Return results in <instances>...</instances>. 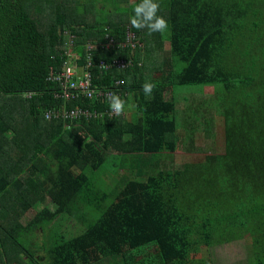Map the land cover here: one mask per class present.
<instances>
[{
	"label": "trees",
	"instance_id": "obj_1",
	"mask_svg": "<svg viewBox=\"0 0 264 264\" xmlns=\"http://www.w3.org/2000/svg\"><path fill=\"white\" fill-rule=\"evenodd\" d=\"M137 3L0 0V264H264V0Z\"/></svg>",
	"mask_w": 264,
	"mask_h": 264
},
{
	"label": "rangeland",
	"instance_id": "obj_2",
	"mask_svg": "<svg viewBox=\"0 0 264 264\" xmlns=\"http://www.w3.org/2000/svg\"><path fill=\"white\" fill-rule=\"evenodd\" d=\"M165 48L167 49L168 46L165 45ZM207 90V92L205 91ZM204 95L203 96H198L194 101H206L208 97L212 94V90L209 86L206 88H203ZM167 98V95H166ZM192 96H190V99ZM131 107V104L126 105V108L129 109ZM206 110V109H202ZM205 112V111H204ZM125 113V112H124ZM128 113V112H127ZM208 114L204 113V118L206 119ZM211 141L209 140H203L201 144V148L203 151L208 150V146ZM187 156V152H185V147L181 144L178 143L177 149L175 152L166 159L169 160V162L173 163V168H177L180 166V162L184 160ZM165 159V160H166ZM33 215V212L32 214ZM26 219H29L27 217ZM25 219V220H26ZM63 230H65V233H68V235L71 232H74L71 227L70 228H65L63 227ZM250 249V242L249 239H245L242 241L238 242H233V243H227L223 244L222 246L218 247H212V248H203V250L200 251V255L202 258L205 259L206 264H248L247 256L249 253Z\"/></svg>",
	"mask_w": 264,
	"mask_h": 264
},
{
	"label": "clouds",
	"instance_id": "obj_3",
	"mask_svg": "<svg viewBox=\"0 0 264 264\" xmlns=\"http://www.w3.org/2000/svg\"><path fill=\"white\" fill-rule=\"evenodd\" d=\"M161 5L159 0H139V3L133 9V14L129 18L132 27L136 29H147L149 34L165 33L168 30V21L158 15ZM155 84L145 82L143 84V92L146 95H151ZM109 107L116 115L124 114L126 101L115 93L108 95Z\"/></svg>",
	"mask_w": 264,
	"mask_h": 264
},
{
	"label": "built area",
	"instance_id": "obj_4",
	"mask_svg": "<svg viewBox=\"0 0 264 264\" xmlns=\"http://www.w3.org/2000/svg\"><path fill=\"white\" fill-rule=\"evenodd\" d=\"M72 73L70 69H67L66 72L63 74L65 79H69L71 77ZM90 86V83L87 80H83L82 87L84 91L86 92ZM77 113H80L83 116H89L88 112L85 111H72L70 115L76 116Z\"/></svg>",
	"mask_w": 264,
	"mask_h": 264
}]
</instances>
